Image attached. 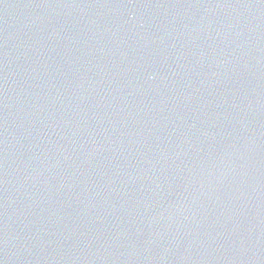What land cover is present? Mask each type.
<instances>
[{"label":"water","instance_id":"95a60500","mask_svg":"<svg viewBox=\"0 0 264 264\" xmlns=\"http://www.w3.org/2000/svg\"><path fill=\"white\" fill-rule=\"evenodd\" d=\"M0 264H264V0H0Z\"/></svg>","mask_w":264,"mask_h":264}]
</instances>
